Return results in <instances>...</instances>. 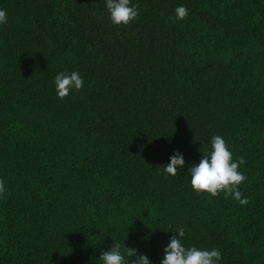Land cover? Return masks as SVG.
<instances>
[{
    "label": "trees",
    "instance_id": "1",
    "mask_svg": "<svg viewBox=\"0 0 264 264\" xmlns=\"http://www.w3.org/2000/svg\"><path fill=\"white\" fill-rule=\"evenodd\" d=\"M132 3L117 26L104 0H0V264H101L112 243L159 264L178 227L264 264V0ZM61 71L84 79L63 99ZM213 135L244 157V205L161 171Z\"/></svg>",
    "mask_w": 264,
    "mask_h": 264
},
{
    "label": "clouds",
    "instance_id": "2",
    "mask_svg": "<svg viewBox=\"0 0 264 264\" xmlns=\"http://www.w3.org/2000/svg\"><path fill=\"white\" fill-rule=\"evenodd\" d=\"M108 17L113 25H127L139 16L138 7L132 0H104ZM175 17L183 19L188 15V10L183 5L175 9ZM7 23V14L0 8V25ZM56 95L63 99L65 96L80 90L84 86V79L77 71L58 72L53 78ZM199 152H201L198 149ZM198 161H192L188 166L183 153L173 150L168 162L162 166L161 171L170 176H176L179 171L186 170L189 183L193 191L217 196L223 193L231 197L239 204L247 203V197L242 196L239 190L246 176L239 170L245 163L244 157L234 158L233 151L225 138L221 135H213L209 140L208 150L201 152ZM5 191L4 182L0 180V193ZM174 235L168 238L163 246L162 258L159 264H222V253L217 248H199L195 245H185L186 233L183 227L171 231ZM135 248L125 247L121 250L119 244L110 246L101 251L99 261L101 264H153L143 253L136 254ZM136 256L134 260L130 257Z\"/></svg>",
    "mask_w": 264,
    "mask_h": 264
}]
</instances>
